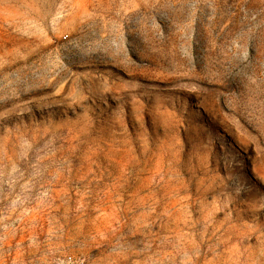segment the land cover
Here are the masks:
<instances>
[{
    "label": "rangeland",
    "instance_id": "obj_1",
    "mask_svg": "<svg viewBox=\"0 0 264 264\" xmlns=\"http://www.w3.org/2000/svg\"><path fill=\"white\" fill-rule=\"evenodd\" d=\"M0 264H264V0H0Z\"/></svg>",
    "mask_w": 264,
    "mask_h": 264
}]
</instances>
